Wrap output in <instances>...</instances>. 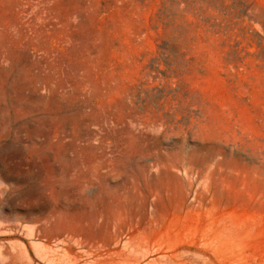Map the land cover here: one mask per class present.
Listing matches in <instances>:
<instances>
[{
	"label": "rangeland",
	"instance_id": "obj_1",
	"mask_svg": "<svg viewBox=\"0 0 264 264\" xmlns=\"http://www.w3.org/2000/svg\"><path fill=\"white\" fill-rule=\"evenodd\" d=\"M0 264H264V0H0Z\"/></svg>",
	"mask_w": 264,
	"mask_h": 264
}]
</instances>
